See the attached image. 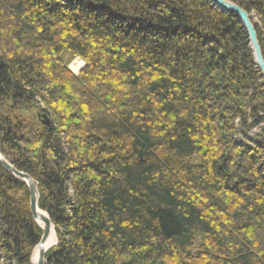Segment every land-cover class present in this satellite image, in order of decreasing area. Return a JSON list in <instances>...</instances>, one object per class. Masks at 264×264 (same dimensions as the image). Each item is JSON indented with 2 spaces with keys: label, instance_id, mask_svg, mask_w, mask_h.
<instances>
[{
  "label": "trees",
  "instance_id": "trees-1",
  "mask_svg": "<svg viewBox=\"0 0 264 264\" xmlns=\"http://www.w3.org/2000/svg\"><path fill=\"white\" fill-rule=\"evenodd\" d=\"M0 154L45 264H264V76L211 0H0ZM40 236L0 165V264Z\"/></svg>",
  "mask_w": 264,
  "mask_h": 264
},
{
  "label": "water",
  "instance_id": "water-1",
  "mask_svg": "<svg viewBox=\"0 0 264 264\" xmlns=\"http://www.w3.org/2000/svg\"><path fill=\"white\" fill-rule=\"evenodd\" d=\"M211 1L216 7L223 9L225 11L233 12L238 16L242 26L244 27L247 33L249 46L254 57V62L256 63L258 69L261 71V73L264 76V60L257 41L254 26L248 16V13L238 5L227 0H211ZM42 123L44 125H49V121L46 117H44ZM0 165L4 167L14 177L23 180L28 188L30 213L33 220L41 229V236L37 244L32 249L30 255V261L32 264H45V255L47 251L52 246H54L57 241L55 237V242H53V244L49 243L51 236L50 231L51 228L54 231V228L47 213L44 210H42L38 205L39 195H38L37 182L34 179H32L28 174L14 168L1 154H0Z\"/></svg>",
  "mask_w": 264,
  "mask_h": 264
},
{
  "label": "bare ground",
  "instance_id": "bare-ground-1",
  "mask_svg": "<svg viewBox=\"0 0 264 264\" xmlns=\"http://www.w3.org/2000/svg\"><path fill=\"white\" fill-rule=\"evenodd\" d=\"M82 65H83V62H81L80 60H75L69 67L71 68L72 71L77 72ZM50 232H51L50 233L51 236H50L49 243L53 244V242H55V233L52 228Z\"/></svg>",
  "mask_w": 264,
  "mask_h": 264
},
{
  "label": "rangeland",
  "instance_id": "rangeland-1",
  "mask_svg": "<svg viewBox=\"0 0 264 264\" xmlns=\"http://www.w3.org/2000/svg\"><path fill=\"white\" fill-rule=\"evenodd\" d=\"M255 20V19H254ZM75 60H80L81 62H83L81 59H79L78 57H76V58H74L71 62H70V64H69V66L73 63V61H75ZM83 65H84V62H83ZM83 65L79 68V70L83 67ZM69 69L71 70V68L69 67ZM79 70L77 71V72H74V71H72L74 74H77L78 72H79ZM257 132V130H252L249 134H248V136L249 137H252L255 133Z\"/></svg>",
  "mask_w": 264,
  "mask_h": 264
}]
</instances>
